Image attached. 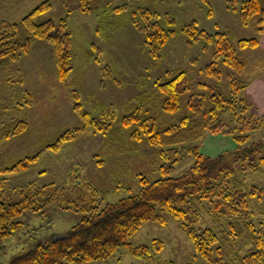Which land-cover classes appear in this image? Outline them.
<instances>
[{"label": "rangeland", "instance_id": "rangeland-1", "mask_svg": "<svg viewBox=\"0 0 264 264\" xmlns=\"http://www.w3.org/2000/svg\"><path fill=\"white\" fill-rule=\"evenodd\" d=\"M44 1L50 3L47 17L55 24L65 20V31L71 40V70L59 81L52 47L39 39L32 40L27 54L0 67V129L13 118H25L28 124L17 136L0 140V161L11 165L36 156L27 169L8 175L3 190L8 196L5 201L17 199L9 190L30 184H53L63 188L62 196L70 201L95 200L101 209L137 194L142 178L152 182L187 171L194 163L192 155L182 153L172 163L171 158L158 155L159 148L131 138L127 130L102 135L87 129L58 150L47 147L61 134L82 127V119L73 111L75 103L93 118L106 112L119 116L133 98L150 94L154 82L164 78L166 71L183 69L194 82H211L199 74V69L212 61L213 46L204 48L201 41L188 45L186 35L180 32L192 21L207 33L224 32L233 41L255 38L258 47L245 51L246 68L239 76L252 91L251 99L258 89L254 79L264 78V23L260 33L254 23L242 25L228 0H0V21L18 22ZM81 3L88 10H82ZM122 6L124 10L116 9ZM141 10L167 13L174 21L171 28L176 34L161 49L159 59L148 53L143 32L134 23ZM254 103L257 115H263ZM170 118L162 114L160 121L165 124ZM113 125L118 127L115 122ZM263 140L264 128L248 133L247 143ZM184 146L196 148L205 157H216L234 152L236 141L230 134H205ZM234 165L248 183L264 189V165L255 171H242L240 165ZM59 204L65 207L66 203ZM59 204L55 201L40 212L24 211L17 218L21 228L0 238V264L28 251L37 242L66 233L89 215ZM254 211L257 217L264 216V202L255 205ZM203 225L213 226L212 218L204 212ZM154 239L162 242V248L149 257H136L130 249L120 246L108 259L87 264L192 262L193 246L179 224L170 218L164 225L144 223L127 242L137 247L150 245ZM243 244V240L239 241L238 247ZM195 264L204 262L196 259Z\"/></svg>", "mask_w": 264, "mask_h": 264}, {"label": "trees", "instance_id": "trees-1", "mask_svg": "<svg viewBox=\"0 0 264 264\" xmlns=\"http://www.w3.org/2000/svg\"><path fill=\"white\" fill-rule=\"evenodd\" d=\"M228 2L242 25L254 23L258 32L262 31L264 0ZM49 9L50 3L44 1L18 22L0 21V67L27 54L32 40L39 39L52 47L58 80L67 77L71 70L70 33L65 31L64 19L55 24L47 17ZM81 9L88 10L84 3ZM134 23L143 32L148 53L159 59L161 49L176 34L171 28L173 19L167 13L141 10ZM180 32L186 35L188 45L201 41L204 48L213 46L212 61L199 69L211 82H194L183 69L166 71L164 78L154 82L150 94L133 98L119 116L106 112L93 118L75 103L73 111L82 119V127L61 134L47 148L58 150L87 129L102 135L127 130L131 138L159 148L158 155L171 158L172 163L182 153L192 155L191 167L177 177L152 182L142 178L137 194L100 209L95 200L70 201L62 196L64 189L53 184L9 190L17 199L5 201L8 175L27 169L36 156L11 165L0 161V238L21 228L17 218L24 211L40 212L55 201L66 203L65 207L59 204L64 209L89 214L66 233L35 243L5 264H87L108 259L120 246L136 257H149L161 250V241L154 239L150 245L133 247L127 238L144 223L164 225L168 218L179 224L193 246V259L187 264H195L196 259L204 264H264V216L259 218L254 211L255 205L264 202V189L248 183L234 165H240L242 171L259 170L264 165V140L247 143L248 133L264 128V114L257 115L246 94L248 84L239 79L246 68L243 55L256 49L258 41L253 37L233 41L219 31L210 34L194 21L182 26ZM162 114L171 117L165 124L160 121ZM27 126L25 118L11 119L0 129V140L17 136ZM205 134L232 135L235 151L205 157L196 148L184 146ZM203 212L212 218L213 226L203 225ZM241 240L243 247H238Z\"/></svg>", "mask_w": 264, "mask_h": 264}, {"label": "crops", "instance_id": "crops-1", "mask_svg": "<svg viewBox=\"0 0 264 264\" xmlns=\"http://www.w3.org/2000/svg\"><path fill=\"white\" fill-rule=\"evenodd\" d=\"M253 84H255V86L257 85L258 89H257V91H253L254 97L251 100L253 101V103L255 101L256 104L258 105V108H259V109H257L258 112L260 114H264V78L263 79L255 78ZM246 94L249 97L252 96V91L249 89V87H247V89H246ZM255 108H256V106H255Z\"/></svg>", "mask_w": 264, "mask_h": 264}]
</instances>
